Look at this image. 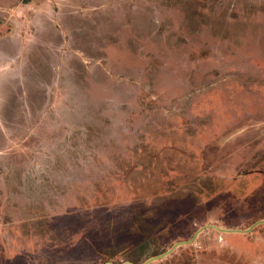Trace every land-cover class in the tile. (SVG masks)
<instances>
[{
  "label": "rangeland",
  "instance_id": "374dc122",
  "mask_svg": "<svg viewBox=\"0 0 264 264\" xmlns=\"http://www.w3.org/2000/svg\"><path fill=\"white\" fill-rule=\"evenodd\" d=\"M263 220L264 0H0V264H264Z\"/></svg>",
  "mask_w": 264,
  "mask_h": 264
},
{
  "label": "water",
  "instance_id": "95a60500",
  "mask_svg": "<svg viewBox=\"0 0 264 264\" xmlns=\"http://www.w3.org/2000/svg\"><path fill=\"white\" fill-rule=\"evenodd\" d=\"M259 223H260V224H261V223H264V220H263V221H260ZM259 223H257V224H259ZM257 224H256V225H257ZM207 227H213V228H216V229L221 230V229H220L219 227H217V226H207ZM207 227H206V228H207ZM203 229H205V228H203ZM223 231L231 232V231H229V230H223ZM247 231H249V230H247ZM240 232H241V231H240ZM196 236H197V234L195 235V237H194L192 240H194V239L196 238ZM192 240H191V241H192ZM185 243H188V242H182V243H178V244H176V245L173 246L168 252L164 253V254L161 255V256L154 257V258L148 260L145 264H148V263L152 262L153 260H156V259H158V258H161V257L165 256V255L168 254L169 252H172L177 246H179V245H181V244H185ZM107 264H113V263L110 262V263H107ZM123 264H133V263L127 262V263H123Z\"/></svg>",
  "mask_w": 264,
  "mask_h": 264
}]
</instances>
